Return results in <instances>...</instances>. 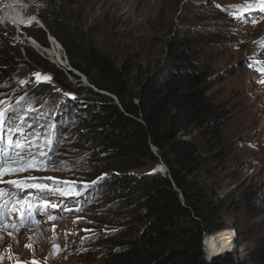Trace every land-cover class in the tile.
I'll return each mask as SVG.
<instances>
[{"label":"rangeland","instance_id":"obj_1","mask_svg":"<svg viewBox=\"0 0 264 264\" xmlns=\"http://www.w3.org/2000/svg\"><path fill=\"white\" fill-rule=\"evenodd\" d=\"M7 1L0 0V56L7 55L19 64L10 68L0 58V99L15 105L21 97L33 96L35 107L43 114L38 123L58 122L60 130L66 133L54 162L67 161L73 165V171L32 170L4 179L31 176L82 181L83 162L79 158L80 145L75 140L81 129L80 104L83 102L76 95L71 99L61 94L51 100L50 96L33 94L32 87L37 89L44 83L54 84L52 79L51 82H34L35 73L48 75L44 62L67 70L45 53L44 32L38 25L18 29L4 24L2 17ZM21 1L29 7L26 22L31 15L40 20L44 16L49 21L54 20L53 26H63L67 32L71 25H77L82 28L84 37L95 40L99 48L118 62L129 59L134 67L133 75L138 71L155 72L169 62L172 46L183 38L195 37L201 51V65L208 77V99L225 115L217 138L194 136L209 152L203 154L208 160L209 174L201 180L211 194L231 205L226 221L227 230H231L233 252H237L244 264H249L253 257L262 256L264 83L261 81H264V73L260 70L264 69V12L258 7L247 8L252 0H46L44 8L29 0ZM54 3H57L56 8ZM239 16L243 19L237 18ZM69 81L76 83L72 78ZM41 182L54 184L52 180ZM33 191L29 189L25 195ZM35 194L39 195L38 192ZM51 199L58 203V208L48 211L63 219L50 222L37 215L39 226L22 227L14 234L15 240L7 234L8 230H0L3 237L0 239V264L121 263V258L129 251L125 247L127 244L118 245L111 239L124 243L121 242L125 241L124 224L128 223L125 211L99 203L95 191L82 204L55 196ZM246 200L249 207L241 204ZM63 203H68L73 211H61ZM77 207H82L83 211H74ZM78 218L79 222L73 223ZM83 229L93 230L98 238L85 243L86 250L82 251L80 238L92 234ZM53 237L58 239L61 249L55 257L50 255ZM27 244L31 247H26ZM204 251L206 254L205 248Z\"/></svg>","mask_w":264,"mask_h":264},{"label":"trees","instance_id":"obj_2","mask_svg":"<svg viewBox=\"0 0 264 264\" xmlns=\"http://www.w3.org/2000/svg\"><path fill=\"white\" fill-rule=\"evenodd\" d=\"M29 1L41 8L47 2ZM41 19L70 65L99 91L117 97L121 105L49 62H44V69L54 84L32 87L36 97L52 100L67 92L83 102L75 140L83 162L82 181L104 176L96 186L95 199L125 211L126 242L111 239L127 244L129 251L120 264H244L233 252L231 230H227L231 205L211 194L201 180L209 174L203 155L209 152L194 136L217 138L225 115L208 99V77L195 37L172 46L169 62L155 72L133 75L129 59L118 62L95 40L84 37L82 28L71 25L67 32L63 26H53V19ZM42 37L48 47L44 33ZM0 58L8 67H18L19 62L9 56ZM241 204L250 206L248 200ZM249 264H264V254Z\"/></svg>","mask_w":264,"mask_h":264},{"label":"snow or ice","instance_id":"obj_3","mask_svg":"<svg viewBox=\"0 0 264 264\" xmlns=\"http://www.w3.org/2000/svg\"><path fill=\"white\" fill-rule=\"evenodd\" d=\"M247 8H259L264 12V0H252L246 5ZM237 18L243 19L242 16ZM30 17L26 27L31 26ZM255 23V21H253ZM7 33H5L6 35ZM264 73V69L260 70ZM35 83L41 81L51 82V76L41 73H35ZM20 83H27L21 81ZM264 83V81H261ZM56 91H60L56 89ZM64 96L75 99L71 93H63ZM34 97L24 96L12 105L9 100L0 99V230H8L7 234L15 240L16 233H19L22 227L31 225L39 226L40 221L37 215L46 217L50 222H58L63 217L53 215L48 210L57 209L58 203L54 202L52 197L74 200L77 204H82L88 200L92 193L97 190V185L104 180V176L98 177L94 181H60L53 177H27L25 179H8L5 176H17L23 172L29 171H73V165L67 161L55 163L53 158L59 152L66 133L60 130L58 122L50 121L47 124L38 123L42 113L33 103ZM37 121V123H33ZM47 129L40 132L38 129ZM162 170V169H161ZM42 180H52L54 184L41 182ZM34 190L33 193L25 195L28 190ZM39 193L36 195L35 193ZM61 211H73L68 203L60 205ZM76 212H82V207L74 209ZM18 217V219H17ZM79 218L73 223H78ZM91 223V221H89ZM53 227L55 224L52 225ZM82 231L91 235H85L80 238V250L84 249V244L98 238L91 229ZM72 235H77L73 233ZM68 234H65L67 238ZM3 237L0 236V239ZM18 243V241H16ZM53 250L50 253L55 257L61 249L58 239L53 237L51 240ZM31 247L30 244L25 245ZM9 251L11 249L9 248ZM11 258V257H9ZM35 264V262H33Z\"/></svg>","mask_w":264,"mask_h":264},{"label":"bare ground","instance_id":"obj_4","mask_svg":"<svg viewBox=\"0 0 264 264\" xmlns=\"http://www.w3.org/2000/svg\"><path fill=\"white\" fill-rule=\"evenodd\" d=\"M5 7H6V9H5L3 17H2L4 24L13 25V26L17 27L18 29H20V28L22 29V27H26L25 25H27V23H28V22H26L27 21L26 16H27V12L29 11V7L26 6L23 1H21V0H8L5 3ZM33 16L34 15H31L30 17H33ZM44 51L47 55L52 57L58 65L60 63H62L63 65L66 64V61L64 59V52H63V49L60 47V43L57 44V46L53 45V47H51V45L49 44L48 47L45 48Z\"/></svg>","mask_w":264,"mask_h":264},{"label":"water","instance_id":"obj_5","mask_svg":"<svg viewBox=\"0 0 264 264\" xmlns=\"http://www.w3.org/2000/svg\"><path fill=\"white\" fill-rule=\"evenodd\" d=\"M34 17H35V19H33V20L31 21V24H36V25H38L39 28L42 29V31H43V32L45 33V35H46V40H47V42L51 45V47H53V45H54V46H57V44H59V43L57 42V39H56L55 37L52 36V34L50 33V31L46 28V26L41 22V20H40L37 16L34 15ZM60 47L63 49V47L61 46V44H60ZM63 52H64V59H65V61H66V64L63 65L62 63H60L59 65H60L62 68H65V69L67 70V72H71V73H73L75 76L79 77V78H80V81H81V83H82V85L85 86V87H87L88 89H90L92 92H94V93H99V94H101V95H105V96H108V97L112 98V99L114 100L115 104H117V105H119V107H121V105H120L119 100L117 99V97H115V96H113V95H110L109 93L99 91L96 87H94L93 85L90 84V82L88 81V79L86 78V76H85L84 74H82V73H80L79 71L75 70V69L70 65V63H69V61H68V58H67V55H66V52L64 51V49H63ZM152 149H153V153H154L157 157H159V155H158V151H157V148L152 147ZM164 167H165V166H164ZM203 246H204V248H205V250H206V246H207L206 242L203 243ZM206 253H207V255H209V253H208L207 250H206Z\"/></svg>","mask_w":264,"mask_h":264}]
</instances>
